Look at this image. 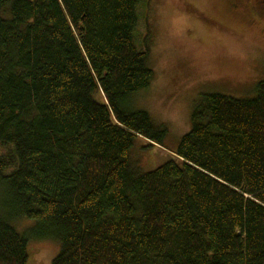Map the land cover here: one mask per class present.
<instances>
[{
  "label": "trees",
  "instance_id": "obj_1",
  "mask_svg": "<svg viewBox=\"0 0 264 264\" xmlns=\"http://www.w3.org/2000/svg\"><path fill=\"white\" fill-rule=\"evenodd\" d=\"M144 1L0 0V264L51 237L52 264H264V81L200 94L154 171L130 160L168 135L136 104Z\"/></svg>",
  "mask_w": 264,
  "mask_h": 264
},
{
  "label": "rangeland",
  "instance_id": "obj_2",
  "mask_svg": "<svg viewBox=\"0 0 264 264\" xmlns=\"http://www.w3.org/2000/svg\"><path fill=\"white\" fill-rule=\"evenodd\" d=\"M238 9L231 10V2ZM258 0H145L137 42L149 51L155 78L136 97L154 123L168 129L163 146L138 138L130 160L140 172L172 159L171 150L192 129L191 114L200 94L252 98L264 81V4ZM264 3V2H263ZM153 144V142H150ZM0 192V204L4 197ZM36 222L19 219L21 234ZM60 251L53 237L30 241L28 264H52Z\"/></svg>",
  "mask_w": 264,
  "mask_h": 264
},
{
  "label": "flooded vegetation",
  "instance_id": "obj_3",
  "mask_svg": "<svg viewBox=\"0 0 264 264\" xmlns=\"http://www.w3.org/2000/svg\"><path fill=\"white\" fill-rule=\"evenodd\" d=\"M258 2H259V3H258V7H261V6L264 4V3H263L264 0H258ZM231 3H232V5L230 6V9H231V10H232V9H233V10L238 9L239 6H238V4H237L236 2H233V1H232ZM233 10H232V11H233Z\"/></svg>",
  "mask_w": 264,
  "mask_h": 264
},
{
  "label": "water",
  "instance_id": "obj_4",
  "mask_svg": "<svg viewBox=\"0 0 264 264\" xmlns=\"http://www.w3.org/2000/svg\"><path fill=\"white\" fill-rule=\"evenodd\" d=\"M154 144V143H153ZM154 145H156V144H154Z\"/></svg>",
  "mask_w": 264,
  "mask_h": 264
}]
</instances>
